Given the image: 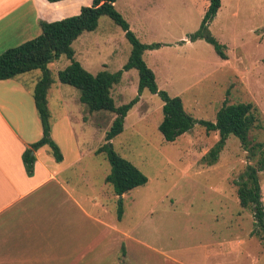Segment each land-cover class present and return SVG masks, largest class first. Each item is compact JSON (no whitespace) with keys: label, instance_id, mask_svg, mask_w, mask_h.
I'll list each match as a JSON object with an SVG mask.
<instances>
[{"label":"rangeland","instance_id":"obj_1","mask_svg":"<svg viewBox=\"0 0 264 264\" xmlns=\"http://www.w3.org/2000/svg\"><path fill=\"white\" fill-rule=\"evenodd\" d=\"M209 4V0H118L115 6L142 43L162 44L143 55L160 90L181 97L197 120L215 122L225 103L255 104L261 127L250 138L253 145L264 143V0H222L210 30L227 47V60L205 40L190 41ZM73 49L75 60L97 75L122 70L132 44L121 26L102 16L98 28L80 36ZM70 64L62 55L49 65L55 82L48 101L52 136L64 148L67 162L62 165H69L66 176L78 196L104 201L109 213L100 209L101 215L160 249V253L146 249L153 255L151 264L168 258L184 264H264V240L255 233L253 210L244 209L238 196L241 177L258 157L250 158L232 136L218 162L207 165L204 158L220 137L199 124L176 142H167L159 130L164 102L148 89L129 112L124 132L112 140L115 151L149 179L125 194L124 216L118 219V199L109 198L114 189L106 183L112 167L104 155L96 154L106 143L116 114L91 113L80 102L81 91L60 81L59 73ZM139 82L136 69L124 73L111 91L116 106L139 95ZM44 150L56 160L49 147ZM78 155L81 159L70 165ZM259 178L264 206V172Z\"/></svg>","mask_w":264,"mask_h":264},{"label":"crops","instance_id":"obj_2","mask_svg":"<svg viewBox=\"0 0 264 264\" xmlns=\"http://www.w3.org/2000/svg\"><path fill=\"white\" fill-rule=\"evenodd\" d=\"M92 3L0 0V56L40 36L41 21L79 15ZM32 74L0 81V264H126L122 258L128 264H151L153 255L146 249H160L101 215L100 209L109 213L104 201L78 196L66 176L69 165H62L67 158L61 145L57 143L63 152L61 165L43 147L34 153V175L27 174L23 154L43 135L34 101L42 72ZM80 159L78 155L70 165ZM109 198L118 196L113 192Z\"/></svg>","mask_w":264,"mask_h":264},{"label":"trees","instance_id":"obj_3","mask_svg":"<svg viewBox=\"0 0 264 264\" xmlns=\"http://www.w3.org/2000/svg\"><path fill=\"white\" fill-rule=\"evenodd\" d=\"M55 3L64 0H48ZM118 0H93L91 6H84L79 15L55 22L41 21L42 34L24 44L11 48L0 56V81L10 80L19 75L40 70L42 75L34 89V101L40 117L43 135L41 139L28 148L23 154V162L29 176L34 175L36 156L35 152L43 147L52 150L58 162L63 161V154L58 144L52 138L51 112L49 109L48 92L54 84L53 73L49 65L60 59L62 55L71 60V64L59 73L62 83L73 86L81 91L80 102L91 113L111 112L116 114L110 130L107 132L106 143L97 149V155H104L109 161L112 171L106 182L110 184L118 197L134 189L145 186L149 179L133 163L115 151L112 140L124 132L125 120L129 112L140 101V95L148 89L163 100L164 118L159 130L167 142H176L177 139L189 133L199 124L208 133L217 132L219 141L205 156L207 165L216 164L224 151L230 137L239 139L242 147L255 159L245 174L241 177L238 188L240 204L244 209L251 208L255 217V226L264 240V206L262 203V187L260 174L264 172V143L252 144L250 134L261 127V114L253 103L227 104L218 111L216 121L197 120L190 115L184 106L181 97H171L166 91L160 90L155 72L147 65L143 55L147 50L159 49L162 44H145L131 31L130 24L117 11L115 3ZM210 4L201 27L190 36L191 42L205 40L211 44L217 54L227 60V47L220 43L210 30L213 22L222 7V0H209ZM102 16H109L126 32V37L132 44V52L128 63L116 73L102 71L94 75L87 71L80 62L75 60L73 44L85 32L95 31ZM136 69L139 72V95L130 103L116 106L111 95L114 85L120 83L126 71ZM124 198H118V219L124 216ZM123 256L125 249L123 248Z\"/></svg>","mask_w":264,"mask_h":264},{"label":"water","instance_id":"obj_4","mask_svg":"<svg viewBox=\"0 0 264 264\" xmlns=\"http://www.w3.org/2000/svg\"><path fill=\"white\" fill-rule=\"evenodd\" d=\"M122 198V197H121Z\"/></svg>","mask_w":264,"mask_h":264}]
</instances>
